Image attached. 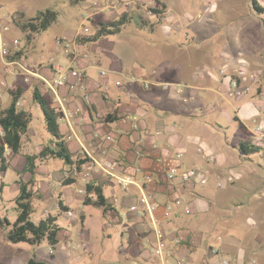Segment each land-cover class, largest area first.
<instances>
[{
    "label": "crops",
    "instance_id": "obj_1",
    "mask_svg": "<svg viewBox=\"0 0 264 264\" xmlns=\"http://www.w3.org/2000/svg\"><path fill=\"white\" fill-rule=\"evenodd\" d=\"M23 9L33 17L43 11L33 7ZM13 15V11L0 9V41H4L13 55L9 62L24 69L15 67L11 73H5V57L0 52V110L11 103L10 91L19 90L22 95L18 109L32 115L28 133L23 138H27L29 145L24 143L18 155L7 153L12 169L15 162H22L24 175L19 174L15 180L16 190L19 193L17 182L20 179L31 180V175L23 172L26 156L38 155L45 147L54 146L40 106L33 98L36 89L50 99L59 114L60 133L74 164L85 161L76 179L66 177L74 164L68 166L59 159L37 162L33 193L38 196L34 199V213L42 215L38 218L35 215L33 221L57 217L61 228L59 243L63 241L66 248H70V239L74 238L82 250L87 242V252H84L88 264H161L147 250L156 244L154 227L157 226L166 232L170 247L177 240L181 242L179 256L190 264H220L223 258L229 259L231 264H248L251 259L264 264V231L261 229L264 215L256 213L258 205L264 206V176L252 165L251 156L247 158L239 153L237 144L230 143L227 137L224 144L219 142V136L227 132L220 121L221 115L234 122L236 114L251 134L250 141L258 126L264 127V115L257 125L261 100L248 99V94L227 96L232 89V79L237 77L238 59L244 58L243 54L237 53V57L232 58L228 50H223L202 60L193 46L183 44L180 51L184 53L163 65L150 56L141 60L131 52L117 51L119 41L113 37L78 44V33L74 35L65 30L58 36H50V28L39 38L19 41L14 40L15 31L19 29L12 23ZM263 33L259 30V34ZM58 40L64 41L70 49L58 46ZM250 57L251 62L257 59L264 62L260 53L255 52ZM250 60H247L249 67ZM76 69L84 74L90 103L76 87L77 80L72 75L68 85L57 92L43 81H53L61 71ZM101 71H106L107 76L103 77ZM172 72L182 75L183 79L168 75ZM240 86H244L241 80ZM208 95H212L208 103L216 102V105L204 112L202 100ZM209 113L219 116L209 119ZM112 116H115L113 121H106ZM137 123L140 128L135 130ZM34 124L40 126V130L33 127ZM144 129L155 140L147 136ZM200 147L216 161L204 158L198 151ZM177 154L182 155L179 163L183 169L201 168L208 178L207 184L183 183L179 179L166 182V167ZM86 173H90V177L84 182L82 178ZM149 175L153 176L154 183L147 185L145 178ZM232 175L234 180L228 182ZM127 176L133 177L134 183L125 188L119 181ZM50 178H54L53 181ZM66 179L72 183L65 185ZM219 183L223 187H219ZM89 184L103 189L109 206L105 213L84 204L86 194L81 195L78 190H86ZM145 191L153 195L152 210L132 212L130 208ZM60 202L67 211H62ZM69 212L73 213L72 217ZM61 218L66 221L61 223ZM251 221L257 223V227L249 228L247 234L234 232L235 224L246 228ZM65 225L80 229L70 232ZM112 240H117L118 248L110 244ZM213 248L220 250L219 256L212 254ZM73 255L71 262L79 263L81 256L74 252ZM175 258H168L166 264H175ZM32 259L36 264H47L35 255L26 259V263L30 264Z\"/></svg>",
    "mask_w": 264,
    "mask_h": 264
},
{
    "label": "rangeland",
    "instance_id": "obj_2",
    "mask_svg": "<svg viewBox=\"0 0 264 264\" xmlns=\"http://www.w3.org/2000/svg\"><path fill=\"white\" fill-rule=\"evenodd\" d=\"M258 2L263 9L262 13L253 9L251 0H0V9L4 12L13 11V17L21 20L34 16L25 13L24 7L55 9L58 12V18L51 27L50 36H58L65 30L71 31L74 35L78 33V36H91L95 32L93 21L109 23L125 15L131 16L133 19L126 29L120 35L113 37V40L119 41L116 50L131 52V55L138 56L141 60L150 56L157 63L165 65L172 62L175 56L178 58L184 53L180 51L183 50L181 48L183 44L193 46V51L200 53L202 60L204 56L218 54L223 50H228L232 58L237 57V53L243 54L241 56L246 60H250V56H254L255 52L264 56V33L259 34V30L264 32V0H258ZM157 11L161 13L158 15L155 13ZM22 15L23 18H21ZM86 29L89 31L86 32ZM15 32L14 40L22 41L26 38L20 30ZM9 35L13 37L10 32ZM32 37L39 38L41 34H34ZM157 44L159 46H155ZM160 44H167V46L162 47ZM249 70L256 77L255 80L243 81V88L249 89L247 98L261 100L260 105L264 107V62L254 60ZM168 75L174 78L183 77L175 72ZM211 96H202L204 112L216 105V102L208 103ZM261 106V117L257 120V125L264 115V109L262 110ZM218 116L219 114L211 115L209 119L214 120ZM220 119L227 128V132L219 136L220 143L224 144L227 137L230 143L238 146L242 141L251 139V136H243L237 124L229 117L221 115ZM35 126L37 125L34 124L33 127ZM37 127L40 130V126ZM26 139L23 140V144H27ZM261 147L264 148V143ZM7 153L13 156L11 151L8 150ZM251 159H254L252 165L257 167L264 176V152L251 156ZM18 163H14L15 169L10 167L6 174L0 175V218L6 216L12 222L16 218L15 201L19 195L15 180L18 179L19 174L21 177L24 175L21 172L22 162ZM53 179L50 178L52 181ZM34 181V184L29 187L32 192L36 184L35 177ZM256 213L264 215V206L258 205ZM35 215V213L32 215L34 217L32 220L41 217L42 213L38 212L36 218ZM65 221V218H61V223ZM234 227H236L235 233L245 235L250 229L256 228L257 223L251 221L246 228H240L239 224H235ZM64 228L74 233L80 229L79 226L74 228L68 225ZM261 229L264 231V223ZM91 240H94L93 236ZM69 243L72 247L66 248L65 242L60 241L52 251L46 242L36 247L27 244H0V264H27L26 259L33 255L47 264H88L89 259L85 253L88 243L85 242L84 247H81L82 250L74 238H71ZM110 244L116 248L119 247L117 240H112ZM73 252L81 256L79 263L71 262Z\"/></svg>",
    "mask_w": 264,
    "mask_h": 264
},
{
    "label": "trees",
    "instance_id": "obj_3",
    "mask_svg": "<svg viewBox=\"0 0 264 264\" xmlns=\"http://www.w3.org/2000/svg\"><path fill=\"white\" fill-rule=\"evenodd\" d=\"M252 7L255 11L262 13L258 0H251ZM156 14L161 12H155ZM159 15V14H158ZM24 16L22 15L21 18ZM58 12L53 8H47L37 16L25 20L13 17V24L25 34L27 40H31L32 35L42 34L48 31L57 21ZM131 16H123L118 20L104 23L92 22L95 32L91 36H78L76 42L78 44L96 43L100 39L110 38L120 35L126 27L131 23ZM7 61L13 59L10 50L5 58ZM20 91H10L11 103L8 107L0 110V175L6 174L10 169V161L7 157L8 150L13 155H18L22 151L23 137L28 133L29 126L32 122V115L18 109V102L21 98ZM36 104L40 106L43 113L46 130L53 139V148L45 147L38 155L26 156V164L23 172L31 175L29 182L19 180V195L16 198L17 217L12 222L8 217L0 218V244H27L32 247L40 246L46 242L51 248H54L58 243V235L60 227L57 224V217L49 216L46 219H41L38 222L32 220L34 214V199L35 194L30 190V186L34 184L35 169L38 161L44 162L49 159L62 160L66 165H73L72 155L70 154L67 144L64 141L59 127V114L52 106V102L47 96L36 89L33 94ZM115 119V116L106 118L110 122ZM233 120L238 124L240 130L250 136L245 125L240 121L237 115H234ZM239 153L243 157H250L264 152L261 146H255L250 140L242 141L238 145ZM85 161L77 163L78 170ZM72 180L66 179L64 184L70 185ZM86 206H90L95 210L105 213L108 209L107 200L104 196L103 189L99 186L87 185L86 197L84 200ZM60 207L63 211L67 209L60 202ZM30 264H36L35 260H30Z\"/></svg>",
    "mask_w": 264,
    "mask_h": 264
},
{
    "label": "built area",
    "instance_id": "obj_4",
    "mask_svg": "<svg viewBox=\"0 0 264 264\" xmlns=\"http://www.w3.org/2000/svg\"><path fill=\"white\" fill-rule=\"evenodd\" d=\"M89 31V29H86V32ZM58 46H64L65 49L69 50L70 47L69 45H65L64 41L58 40L57 41ZM0 52L1 54L6 57L8 54V48L4 41H0ZM53 62V60H51ZM4 67V72L5 73H11L13 68L19 67L17 63L15 62H9L6 59H4L3 63ZM21 67V66H20ZM19 67V68H20ZM22 68V67H21ZM24 69V68H22ZM106 71H101V75L103 77L107 76ZM72 75L76 78V87L80 89L85 95L84 99L86 102L90 103L91 98L89 95V90H88V85L85 81L84 74L80 70H69L68 72L61 71L53 81H47L43 79L44 83L53 91L57 92L59 88L66 87L68 85V80L69 76ZM236 78L232 79V89L228 92L227 96L229 98H234V97H240L245 94H248L249 89L248 88H241L240 86V80L246 81V80H255L256 75L254 73H250L249 70V65L247 60L244 58L238 59L237 62V69H236ZM118 86H121L120 82H117ZM18 106H20V103L18 102ZM140 128L139 124H134V129L138 130ZM144 132L147 136L151 137L152 139L155 140L154 136L150 135L149 131L147 129H144ZM252 144L255 146H261L264 143V127L262 125L258 126L253 139L251 140ZM199 153L204 156V158L208 159L210 162H215L216 159L214 156L211 154H207L206 150L204 147H200L198 149ZM182 155L177 154L176 159L170 163L165 170V180L168 183H173L175 180L179 179L183 183H195V184H200V185H205L208 182V178L205 174V172L201 168H193V169H183L182 165H180V160H181ZM80 175L78 171L77 164H74L72 166V170L68 175H66L67 178H73L76 179ZM90 177V173H86L82 180L84 182H87ZM228 182H232L234 180V176H230L228 179ZM119 183L123 187H129L131 184L134 183V178L131 176H127L125 178L120 179ZM154 183V178L152 175L146 176L145 178V184L150 185ZM219 187H223L222 183L218 184ZM78 193L81 195L86 194V190L83 188H80L78 190ZM153 206V195L148 192H144L139 198H138V203L130 208L132 212H138V211H147L150 212L152 210ZM190 210L189 208L187 209V213H189ZM68 215L70 217L73 216V213L69 212ZM155 234L157 237V241L155 246L148 248L147 250L149 251V254L157 260L161 262V264H166L168 261V258H175V264H190V262L184 258L180 257V252H181V242L177 240L174 244V246L170 247L167 241V234L164 230L161 228L154 227ZM123 249V248H122ZM52 251V250H51ZM212 254L215 256L220 255V250L217 248L212 249ZM178 255V257H177ZM220 264H231L230 260L227 258H223L220 262ZM248 264H258L257 260L251 259Z\"/></svg>",
    "mask_w": 264,
    "mask_h": 264
}]
</instances>
